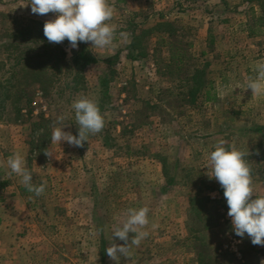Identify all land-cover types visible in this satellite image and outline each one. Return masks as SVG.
<instances>
[{"label":"rangeland","instance_id":"1","mask_svg":"<svg viewBox=\"0 0 264 264\" xmlns=\"http://www.w3.org/2000/svg\"><path fill=\"white\" fill-rule=\"evenodd\" d=\"M109 4L116 5L109 22L116 26L114 46L99 49L81 42L70 48L66 43L69 59L82 47L97 58L84 70L72 71L85 82L75 89L67 84L72 76L57 74L49 95L30 85L29 102L11 101L4 114L0 110V264H116L106 249L124 241H112L113 231L128 208L142 206L150 208V235L133 248L131 258L121 256L119 264H203L199 252L205 264H261L264 246L253 245L247 234H235L224 190L208 176L210 153L223 140L225 147L249 150L255 193L264 195V130L257 131L264 127V95L252 96L246 89L249 77L256 75L255 63L264 60V34L250 37L245 30L249 8L259 12L257 2ZM39 16L31 7L19 10L0 0V102L13 63L6 42L19 29L28 28L36 36L42 28L33 22L53 19ZM161 21L176 27L177 38L195 59L188 60L190 67H205L217 94L214 101L200 94L195 103L187 102L179 93L193 80L186 83L183 74H164L156 48L166 33L152 32L147 54L130 56L131 31ZM169 48L162 45L166 59ZM81 96L98 103L105 127L90 134L83 147L53 143L61 115L63 130L78 135L72 103ZM41 135L45 146L33 150ZM15 152L24 156L34 184L46 182L41 196L29 192L16 174L9 175L7 159Z\"/></svg>","mask_w":264,"mask_h":264},{"label":"clouds","instance_id":"2","mask_svg":"<svg viewBox=\"0 0 264 264\" xmlns=\"http://www.w3.org/2000/svg\"><path fill=\"white\" fill-rule=\"evenodd\" d=\"M33 14L46 15L55 13L56 18L44 23V35L49 43L59 44L65 39L70 48H78L79 42H91L92 48H109L114 46L116 26L109 23L114 17V7L109 0H30ZM126 38L125 33H120ZM256 73L249 77L246 89H251L252 96L264 95V60L257 61L253 68ZM78 135L64 131L65 117H58V124L53 128L51 141L53 143L67 142L70 146L83 147L88 142L89 135H95L103 130L106 121L98 103L81 96L72 103ZM221 140L211 151L209 162L212 168L209 178L216 179L224 190L228 205V216L231 218L235 234L241 238L247 234L253 245L264 246V195L257 196L252 177L251 165L246 159L249 150L237 149L235 145L225 147ZM46 156L51 157L45 151ZM259 155V151L256 152ZM9 175L16 174L21 178L24 187L35 196H41L46 189V182L39 185L33 183V174L26 167L24 156L13 153L7 159ZM255 195L256 198L253 199ZM150 208L142 206L130 207L126 218L116 227L113 237L124 241L123 244L111 243L106 249L107 255L119 264L120 257L131 258L133 248H139L142 241L149 237ZM155 228L154 223L151 224ZM129 233L134 235L129 239ZM264 264V260H261Z\"/></svg>","mask_w":264,"mask_h":264},{"label":"trees","instance_id":"3","mask_svg":"<svg viewBox=\"0 0 264 264\" xmlns=\"http://www.w3.org/2000/svg\"><path fill=\"white\" fill-rule=\"evenodd\" d=\"M246 1H256L259 7V12L254 6L249 8L251 14L250 20L245 24L247 35L254 37L264 34V0ZM33 23L42 28L41 30L38 28L36 36H34L28 28L19 29L17 31L18 34H14L12 39H9L6 42L5 49L12 52L9 60L13 61V63H11L12 65L3 85L5 91L1 94V96L4 95L0 102V110H2V114H4L8 103L11 101L20 102L22 100H27L29 102L31 100V93L27 89L30 85L37 84L41 86L43 94L49 95L51 93V88L55 85V75L63 73L69 77V75L72 76L71 74L73 70L79 68L84 70L88 65L97 62V58L89 54L84 47L81 48L80 52L69 59L66 51V43L68 40L65 39L63 44L49 43L43 31L44 22L36 21ZM152 32H163L168 35H163L161 38L162 43H158V47L156 48V53L158 52L160 59L157 58V56L156 58L164 64V74L165 72H167L168 75L172 74L173 76L183 74L182 80L186 81V83L193 80V83L187 87V91L181 92L179 95L182 98L187 99V102H190L191 104L197 101L200 94L203 95L205 101H214L217 98V94L213 86V81L205 77V67H190L191 64L188 60L195 59L189 53V55L187 54V50L185 49L186 43L177 38V29L176 27H173L172 22L161 21L151 28L141 29L138 33L137 31L132 30L130 33V43L127 46L131 53L130 56H145L147 54L146 48H148ZM78 44H81V42ZM165 44L170 46V48L166 50L169 54L167 59L163 57L162 50V45ZM137 50H139V53L134 54ZM188 67L190 68L188 69ZM49 70H52L55 73L50 74ZM190 73H192L191 76H189ZM82 79L83 77H79L78 73H75V75L71 77V81L67 84H71L77 89L83 82H85V80L83 79L84 81H82ZM105 82L106 81H104V83ZM167 93L174 95L170 89H167ZM41 123L42 122L40 121L38 124L41 125ZM259 130H264V127H260L257 131ZM37 141L36 143L33 142V146H35L33 147V150L45 146L44 136L41 135ZM213 190L222 191L220 187H215ZM203 200L207 205L209 198L206 196L203 197ZM197 202L198 201H196V203ZM205 211L208 212L207 210ZM198 255V259L205 264V258L203 255L200 252Z\"/></svg>","mask_w":264,"mask_h":264},{"label":"crops","instance_id":"4","mask_svg":"<svg viewBox=\"0 0 264 264\" xmlns=\"http://www.w3.org/2000/svg\"><path fill=\"white\" fill-rule=\"evenodd\" d=\"M3 2H7L9 5H15L19 10L22 9L23 7H31L30 4V0H3ZM113 7H115L116 5H112ZM115 9V8H114ZM47 15V14H46ZM42 15L39 16V18L44 19L46 17H49V15H51V19H55L56 18V14L55 13H48V15Z\"/></svg>","mask_w":264,"mask_h":264},{"label":"built area","instance_id":"5","mask_svg":"<svg viewBox=\"0 0 264 264\" xmlns=\"http://www.w3.org/2000/svg\"><path fill=\"white\" fill-rule=\"evenodd\" d=\"M229 217V216H228ZM230 218V217H229Z\"/></svg>","mask_w":264,"mask_h":264}]
</instances>
